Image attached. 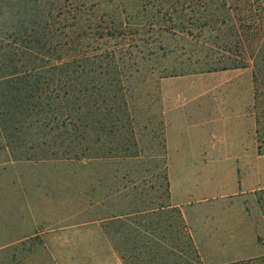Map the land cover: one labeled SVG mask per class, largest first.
Segmentation results:
<instances>
[{"label":"rangeland","instance_id":"rangeland-1","mask_svg":"<svg viewBox=\"0 0 264 264\" xmlns=\"http://www.w3.org/2000/svg\"><path fill=\"white\" fill-rule=\"evenodd\" d=\"M26 11L24 0H0V31L26 25ZM145 40L140 35L137 44L144 48ZM153 40L151 55L137 58L124 83L131 128L121 124L122 136L101 134L100 145L90 136V159L18 160L0 150V264H122L103 224L122 211L169 204L167 129L171 138L196 147H208L215 136L230 142L243 133L249 141L252 134L251 169L241 167L244 160L204 159L198 171L199 159H189L187 169L198 174L184 187L187 199L204 200L177 208L202 264L264 253L258 199L264 190V42L246 47L250 57L241 60L178 35ZM235 170L247 177L244 188L236 189ZM170 215L157 218L162 228Z\"/></svg>","mask_w":264,"mask_h":264},{"label":"trees","instance_id":"trees-1","mask_svg":"<svg viewBox=\"0 0 264 264\" xmlns=\"http://www.w3.org/2000/svg\"><path fill=\"white\" fill-rule=\"evenodd\" d=\"M24 4L22 16L29 22L0 31V150H9L18 160L35 155L90 159V136L100 145L101 134L115 138L122 136L121 124L131 128L124 83L137 58L151 55L156 35L200 41L226 58L241 60L250 57L249 46L264 42V0ZM140 35L146 39L144 48L137 44ZM258 194L264 210V190ZM153 205L105 219L103 227L121 263L202 264L180 209ZM166 213L171 215L164 229L157 218ZM123 245L129 246L127 252ZM224 264H264V253Z\"/></svg>","mask_w":264,"mask_h":264},{"label":"crops","instance_id":"crops-1","mask_svg":"<svg viewBox=\"0 0 264 264\" xmlns=\"http://www.w3.org/2000/svg\"><path fill=\"white\" fill-rule=\"evenodd\" d=\"M249 104L252 105V97L251 93L249 94ZM241 99H237V102L240 103ZM241 104V103H240ZM250 126L252 132V117L251 114L249 116ZM176 136L180 133V128L177 129ZM243 134V133H242ZM241 133L238 135L231 137L230 142L225 141L227 137L215 136L213 137V142L208 145V147L197 146L193 143L188 146L185 144V141L179 142L176 141L178 136L175 137L177 139H173L171 133H169V129L166 130V151L168 157V182H169V205L171 207H178L181 210H184V207L190 206L192 204H198L200 201L204 199H200L197 201H188L187 193L188 190L184 187H188V181L190 175L197 176L199 170H203L205 167L204 159H232L235 160H244V163H241V167L251 169V163L253 159L254 149H253V138L252 134L250 135L249 141L246 137H243ZM245 141V142H244ZM248 141V143H247ZM189 159H199L198 171L188 170L187 164L189 163ZM207 162V161H206ZM248 164V166H247ZM176 166L174 172L172 171V167ZM177 169V170H176ZM239 170V169H237ZM235 170V187L238 189V186L244 188L246 185L247 177H242V172ZM245 174H247L245 172ZM180 177V178H179ZM209 179V178H208ZM212 179V178H210ZM245 180V181H244ZM212 180H210L211 182ZM244 182V183H243Z\"/></svg>","mask_w":264,"mask_h":264}]
</instances>
